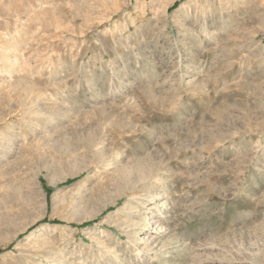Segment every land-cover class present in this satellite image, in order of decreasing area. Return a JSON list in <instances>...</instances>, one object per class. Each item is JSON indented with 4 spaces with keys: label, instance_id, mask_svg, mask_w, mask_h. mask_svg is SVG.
Wrapping results in <instances>:
<instances>
[{
    "label": "rangeland",
    "instance_id": "374dc122",
    "mask_svg": "<svg viewBox=\"0 0 264 264\" xmlns=\"http://www.w3.org/2000/svg\"><path fill=\"white\" fill-rule=\"evenodd\" d=\"M0 264H264V0H0Z\"/></svg>",
    "mask_w": 264,
    "mask_h": 264
},
{
    "label": "bare ground",
    "instance_id": "6f19581e",
    "mask_svg": "<svg viewBox=\"0 0 264 264\" xmlns=\"http://www.w3.org/2000/svg\"><path fill=\"white\" fill-rule=\"evenodd\" d=\"M154 205H155V206H153V209H157V208H156L157 203H155ZM163 205H164V203H163ZM159 206H160V205H159ZM161 216H162V215H161ZM153 237H154V236H152V235H150V234H149V235L147 234V236L145 235V236L143 237V240H144V242H145V241H146V242H151V240L153 239ZM153 241H154V240H153ZM140 252H142L141 249L138 251L139 255L141 254ZM118 260H119V259H118ZM120 263H121V262H120Z\"/></svg>",
    "mask_w": 264,
    "mask_h": 264
}]
</instances>
